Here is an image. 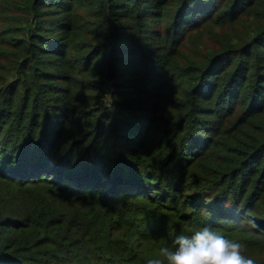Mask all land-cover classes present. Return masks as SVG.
I'll return each mask as SVG.
<instances>
[{
  "label": "trees",
  "instance_id": "1",
  "mask_svg": "<svg viewBox=\"0 0 264 264\" xmlns=\"http://www.w3.org/2000/svg\"><path fill=\"white\" fill-rule=\"evenodd\" d=\"M2 4H7L11 14L21 17H14L11 22L25 26L19 34L21 37H16L18 32L15 27L2 32L5 39L0 38V56L3 58L4 54L12 52L19 59L20 73L23 79L26 78L23 85L27 102L30 101L29 96H32L33 103L36 102L33 98L39 88L35 81L31 83L27 80L31 76L27 68L38 60V56H59L68 50L70 40L77 34L84 44L80 52H88L86 60L101 57L102 64L108 67V73L115 75L113 80L118 78L120 63L121 70L130 58L143 54L142 48L153 38L167 44L162 49L164 53L159 55V58H164L162 67L165 71L179 75V90L186 92L189 97L197 98V101L207 100L208 95L204 92L207 88L213 94L224 86L221 92L216 93V98L222 92L227 96L225 119L235 111L237 104L241 105L244 101L247 102L248 111L264 113V0H0V6ZM47 8H56L65 16L47 20L48 16H42ZM75 10L83 11L84 16L78 15ZM249 16L254 19L252 23L247 22ZM242 19L253 27L250 25L248 30L244 29L247 25L241 23ZM119 21H129L131 25H122L125 27L119 29ZM149 22L153 23L152 26L148 25ZM202 29L205 34L203 41L200 37V47L183 53L186 44L194 36L191 33ZM134 35L140 41L134 39ZM109 47L111 52L107 54ZM231 63L232 67H229ZM37 72L40 71L34 68L32 76H40ZM3 73L0 70V74ZM241 90H244V96L238 101ZM2 97L0 178H16L20 180L19 186L41 183L50 191L42 202L34 201L29 196L33 202L25 204L32 209L26 216L15 218L8 214L0 219L4 225L21 234L19 238L14 235L11 241L0 237V264H127L119 252L113 251L112 235L107 227L97 225L98 222H92L89 218L83 233L78 231L77 225L80 223H74L79 221L78 214L64 207L70 203L68 198L91 201L97 209L117 204L118 196L146 198L161 206L163 195L173 193L176 188L175 194L184 192L191 203L205 205V208H199L201 217L208 219V223H215L212 227L221 229L235 220V214L241 216L244 210L247 213L253 211L252 206L260 200L256 197L257 193L264 196V183L262 187L256 186V183L253 186L254 182L249 178V175L259 172L260 183L264 180V136L255 144H250L247 152L234 151L231 159L224 158V163L218 169L205 173L200 179L196 180L190 172L188 175L186 171L192 166V161L194 163L200 158L198 154L195 155V151L202 142L199 140L197 146L193 143L190 147L188 144L192 141H185L201 122L198 118L202 113L193 102L185 115V120L189 118L186 127L183 126L186 131L178 137L184 143L170 151L168 160L148 161L138 153L142 146L139 141L144 136L142 128L140 132L136 130L139 133L136 138H132L131 133L134 131L131 126H127L128 129L122 131L128 135L126 138L120 132L115 135V143L108 144L106 138L118 132L117 120L113 119L109 124V132L105 129L108 123L98 121L84 135L67 137L59 128L49 130L48 126L44 125L43 128L39 124L41 116L45 123L52 118L47 109L35 104L29 106L22 98L18 107L20 109L11 112V105L16 109V104L11 101L8 105L4 92L0 94ZM216 104L220 105L219 102ZM258 106L263 108L256 109ZM38 108L44 111L40 117ZM204 114L211 116L213 113ZM28 118L32 125L27 124ZM218 118L221 119L220 116ZM182 146L184 153L189 152L193 160L183 156V149L178 159L177 149ZM47 149L50 155L45 154ZM260 156L263 162H259L261 167L258 168L256 163ZM7 165H10L9 168ZM47 171L56 178L49 180L51 174ZM151 172H156L162 178L168 176L171 180L165 179V184L161 185L162 179L151 178L156 177ZM31 176L43 177L33 180ZM185 177L199 184L195 188H184ZM249 184L251 191H246ZM136 186L146 193L136 190ZM86 191H100L101 194L96 197L79 194ZM59 198H65V201L59 204ZM172 199H175L174 195ZM133 204H127L128 208H140L138 202ZM201 209L206 210V213ZM153 213L159 218L156 210ZM35 217L38 219L34 220ZM24 232L29 235L28 239L22 238Z\"/></svg>",
  "mask_w": 264,
  "mask_h": 264
},
{
  "label": "rangeland",
  "instance_id": "2",
  "mask_svg": "<svg viewBox=\"0 0 264 264\" xmlns=\"http://www.w3.org/2000/svg\"><path fill=\"white\" fill-rule=\"evenodd\" d=\"M45 11V14L42 16H48L46 17L47 20L55 17L62 19L65 16V14L56 8H47ZM75 11L78 15L84 16L83 11ZM14 17L21 19L18 15L14 16L11 14L7 4L0 6L1 39H5L2 36V32L12 27L17 29L18 35L16 37L22 36L19 34L24 31L25 26L23 24L16 25L15 22H11ZM249 17L247 22L252 23L254 19L252 16ZM247 22L245 23L244 19L241 22L247 25V28H244L246 30L251 25ZM130 23L129 21H119V29L125 27L122 25H131ZM152 24V22H149L148 25L152 26ZM251 27L253 26L251 25ZM235 31L239 30L235 29ZM204 32V29L192 32L191 34L194 36L186 44L183 53L191 52L196 47H200V37L203 41ZM57 35H59L58 32ZM74 35L75 37L70 40L68 50L61 52L59 56L52 54L38 56V60L27 68L31 74L27 80L31 83L35 81L39 87L37 88L38 92H35V98H33L36 101L35 103L31 101L32 96H29L31 98L28 102L27 98H25V87L23 84L26 78L23 79L20 73L19 59L12 52L4 54L3 58L0 56V70L4 72L0 74V94L5 93L6 97L4 98L8 105L11 101L13 104H16V109H13L14 105H11V112L20 109L18 108L20 107L19 102L23 98L25 104L27 103L29 106L35 104V106L50 111L49 115L52 118L50 117L51 119L46 123L42 120L43 116L39 118V124H42L43 128L44 125L48 126L49 130H57L59 128L64 135L73 138L84 135L98 121L108 123L105 129H107L106 132H109V124L113 122V119H116L118 126L117 134L116 132L111 133L112 136L110 134L107 138V134H105V138L109 141L108 144L115 143V135H119L120 132V135L126 138L128 135L123 134L122 131H126L128 129L127 126H131V130L134 131L129 130L133 134L132 138H136L142 128L144 136L139 141V143L142 142V146H140L138 153L148 161H165L168 160L167 157L173 148L184 143L180 142L178 137L186 131L184 127L188 124L189 118L185 120V115L193 102L197 105L196 107L200 108L199 110L202 115L199 116L198 120L201 122L197 126L198 129L190 133L189 139L185 141L187 143L192 141L191 144H188L190 147L193 143L197 146L199 140L202 142L195 151V155L198 154L200 158L194 163L192 161V166L188 167V171L186 172L188 175L190 172L191 176L196 180L200 179L203 175L205 176V173L218 169L224 163V158L228 157L231 159L233 157L234 151H240V153L247 152L250 144H255L261 139V136H264V113L254 114L256 111H248L246 109L247 102L245 101L241 105L237 104L235 111L225 119L227 115L226 111L228 110V105H226L227 96L222 92L216 98V93L221 92V89L224 88L221 84L220 91L216 90L213 94L208 88L204 91L208 95L207 100L197 101V98H191L186 92L184 93L182 90H179V75L174 74V72L165 71L162 67L164 58H159V55L164 53L162 49L167 45L165 42L154 40L153 38L148 40L146 47L142 48L143 54L130 58L131 60L126 61L121 70L119 68L120 63L118 66L119 71L117 72L118 78L113 80L115 75L113 76L110 72L108 73V67L102 64L103 60H100L101 57L92 61L86 60L87 50L83 52L79 50L84 47L83 39L77 34ZM132 37L140 41L137 35ZM110 52L111 48L109 47L107 54ZM156 53L158 54L156 55ZM122 59L124 60L125 58ZM229 67H232V63L229 64ZM34 68L41 72H37L40 74L37 78L32 76ZM187 90L190 91V88H187ZM241 92L240 97L237 99L238 101H241L244 96V90H241ZM2 101L3 97L0 98V106L4 105V103H1ZM217 102L220 105H217ZM7 103H5L6 106H8ZM259 108L260 106L256 107V109ZM38 110L40 117L44 111L42 112L40 108ZM11 112L9 113L12 114ZM204 113L213 114L206 116ZM26 122L29 124L30 119L28 118ZM2 124H0V127ZM6 126L8 127L9 123ZM136 130L140 131L137 132ZM182 149L183 146L177 149L178 159L180 158V150ZM134 150L136 151L137 147ZM49 151L47 149L45 154L48 155ZM182 152L184 157L187 156L190 161L193 160L194 157L189 152L184 153V149ZM135 156L137 157V155ZM48 158L50 157L48 156ZM263 160L261 156L258 157L256 163L258 168L261 167ZM260 161L261 164L259 163ZM5 164H8V162H5ZM9 166L7 165L8 168ZM3 167H6V165ZM47 173L51 174L50 176L48 175L49 180L55 176L50 171H47ZM151 174L156 175V177L153 176L151 178L162 179L161 185L162 183L165 184V179L171 180L168 176H164L165 178H162V176L158 177L156 172H151ZM42 177L31 176L33 180ZM249 178L250 181L254 182L253 186L256 183V186L262 187L264 180L260 183L259 172L252 176L249 175ZM139 179L141 181L140 177ZM183 179L182 186L184 188L188 186L195 188L199 184L196 181L187 180V177ZM12 180L0 178V219L8 214H11L15 218L26 216L27 212L32 209V207L25 204V202L31 204L32 200L29 199V196L33 200H38V202L44 201L47 199V195L49 196L48 191L50 189L45 185H41V183L40 185L27 183L19 186L20 180L17 181L16 178ZM152 181L154 180L152 179ZM140 186H136L135 189L145 194L146 192ZM247 189L246 191H251L250 184ZM255 189L259 191L258 188ZM174 191L173 193L168 192L163 195L164 202H161V206H158L154 202L153 204L146 198L118 196V203L107 204L111 206L106 208L97 209L91 204V201L82 202L78 201V199L76 201L74 200L75 198H68L67 200L70 203L64 205V207H67L66 210L78 214L76 216L79 221H74V223H80V225H77L80 233H83V228L87 227V222L90 218L92 222H98L97 225L107 227L108 231H111L114 246L113 251L119 252L127 264H147L149 259L159 258V248L161 246H171L177 235H187L195 227H212V224H215L211 221L208 223L206 221L208 219L201 217L199 208H205V205H200L198 202H192V204L191 200L187 199L186 193L175 194ZM29 193L32 194L29 195ZM155 193L158 192L155 191ZM79 194L96 197L101 192L90 193V191H86ZM189 194L191 195V193ZM257 194L256 197L260 200L252 206L253 211L250 210L251 212L247 213L244 210L241 216L235 214V220L231 224H228L226 228L215 229H218L226 239L235 240L246 245L242 250V254L247 258L253 259L255 264H264V206L262 205L264 196L259 193ZM53 195L60 197L55 193ZM173 195L175 199L171 200ZM59 199V204L65 201V198ZM137 202L140 204V208H128L127 204L135 203L133 205H136ZM155 210L160 215L157 214L159 218L156 217V213H153ZM70 211L66 213L70 214ZM203 212L206 213V210H203ZM154 215L155 217H153ZM37 219V217L34 218V220ZM250 220L254 222L255 227L249 226L248 221ZM0 225H2L0 226L1 238L11 241L14 235L17 238L21 236L18 230L10 228L6 224L4 225V222H0ZM85 233L84 235H86ZM22 238L28 239L29 235L24 232Z\"/></svg>",
  "mask_w": 264,
  "mask_h": 264
},
{
  "label": "clouds",
  "instance_id": "3",
  "mask_svg": "<svg viewBox=\"0 0 264 264\" xmlns=\"http://www.w3.org/2000/svg\"><path fill=\"white\" fill-rule=\"evenodd\" d=\"M255 227L253 221H248ZM246 245L226 239L211 226L195 227L190 234L177 235L171 246H161L159 258L149 259L147 264H255L242 254Z\"/></svg>",
  "mask_w": 264,
  "mask_h": 264
}]
</instances>
